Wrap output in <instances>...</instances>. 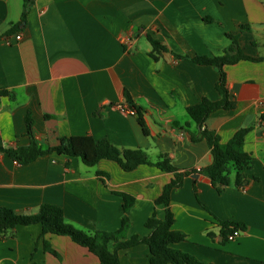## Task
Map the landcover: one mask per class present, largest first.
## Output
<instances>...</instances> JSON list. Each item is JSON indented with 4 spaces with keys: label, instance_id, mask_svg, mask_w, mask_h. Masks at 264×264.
I'll use <instances>...</instances> for the list:
<instances>
[{
    "label": "crops",
    "instance_id": "obj_1",
    "mask_svg": "<svg viewBox=\"0 0 264 264\" xmlns=\"http://www.w3.org/2000/svg\"><path fill=\"white\" fill-rule=\"evenodd\" d=\"M23 8L24 0H0L3 148L33 140L47 149L70 141L89 152L94 141L107 139L121 150H143L152 161L163 153L179 169L198 170L212 157L205 139L191 140L197 127L186 107L202 98L218 100L219 74L211 65L177 59L172 52L190 58L221 55L231 34L245 54L264 55V0H32L22 21ZM147 35L169 51L151 57ZM225 71L235 107L213 112L205 127L223 143L238 129L251 128L243 143L251 156L244 170L249 182L218 192L202 173L186 176L169 204L172 228L185 238L171 247L210 264H264V123L259 120L264 61H240ZM125 90L144 108L148 135ZM172 176L147 164L125 171L111 160L88 166L56 152L20 164L0 153V207L33 214L41 204H53L81 230L115 231L123 215L116 192H122L134 197L129 239L149 233L145 221L152 214L164 218L165 207L155 200ZM229 220L246 224L233 241L223 239L218 223ZM43 239L55 253L45 249ZM118 257L121 264H148L150 252L139 243L119 250ZM0 264L100 262L69 236L42 238L41 225L34 223L0 236Z\"/></svg>",
    "mask_w": 264,
    "mask_h": 264
},
{
    "label": "trees",
    "instance_id": "obj_2",
    "mask_svg": "<svg viewBox=\"0 0 264 264\" xmlns=\"http://www.w3.org/2000/svg\"><path fill=\"white\" fill-rule=\"evenodd\" d=\"M31 3L32 0H24V8L21 16L22 21H24L26 10ZM245 28L241 26V29ZM227 36L230 39V43L221 55H196L190 58L172 52L177 59L184 58L197 64L211 65L219 74L216 90L220 98L216 101L202 98L198 103L186 107L187 114L197 127L196 131H190L191 140L198 141L205 139L210 148L212 160L206 167L198 170L179 169L163 153L158 155L157 160L152 161L143 150H121L112 145L107 139L94 141L92 150L89 152L75 149L70 141L67 144L61 143L56 147L47 149L39 148L33 140L27 146L16 148L0 147V153H7L13 160L20 164L30 163L40 155L56 152L58 154L76 156L88 166L96 164L101 159H106L116 162L125 171L133 170L141 164H147L155 166L162 171L172 173V178L164 185L160 196L155 200V203L164 205L165 216L163 219H159L152 214L146 219L145 227L149 229L147 235H135L126 239L129 228L128 212L134 203V197L126 193L116 192L122 198L123 215L120 227L115 231L95 230L93 232H87L81 230L65 219L61 207L43 203L39 206L37 212L33 214L16 213L11 208L0 207V236L17 225L39 223L41 225L42 238L46 234L69 236L72 241L86 247L91 253L97 256L100 264H121L118 251L139 243H145L149 248L150 257L148 264H210L199 261L192 255L171 247L172 243L183 240L185 234L172 228L174 217L169 204L173 189L180 187L183 184L184 178L193 173H202L207 176L218 192H221L230 184H233L237 188H242L249 182L244 170L250 166L251 156L243 150V143L245 135L251 128L245 127L238 129L227 142L223 143L214 131L205 127V121L213 112L220 109L230 110L235 107L236 102L231 98L227 88L225 67L237 64L240 61H264V55L251 56L245 54L236 36L231 34H227ZM146 37L151 44L149 55L154 59H158V56L162 52L169 51L159 40L152 38L150 35ZM5 92L3 89H0V95H3ZM124 96L125 100L134 108L137 120L144 134L148 135V127L143 117L144 108L135 104L126 90L124 91ZM259 120L264 123V112L260 114ZM26 124L28 134L32 135L33 121L28 115L26 116ZM218 223L224 240L235 229L243 231L246 228V224L240 221L229 220L219 221ZM110 243L113 245L112 248L109 247ZM43 244L46 250L55 253L50 249L48 242L44 239Z\"/></svg>",
    "mask_w": 264,
    "mask_h": 264
},
{
    "label": "built area",
    "instance_id": "obj_3",
    "mask_svg": "<svg viewBox=\"0 0 264 264\" xmlns=\"http://www.w3.org/2000/svg\"><path fill=\"white\" fill-rule=\"evenodd\" d=\"M16 39H20V34H16L15 35ZM127 42V40H124ZM244 189V188H243ZM241 230L240 229H235L232 233L228 234L227 235V240L228 241H233L235 240L240 234H241Z\"/></svg>",
    "mask_w": 264,
    "mask_h": 264
},
{
    "label": "water",
    "instance_id": "obj_4",
    "mask_svg": "<svg viewBox=\"0 0 264 264\" xmlns=\"http://www.w3.org/2000/svg\"><path fill=\"white\" fill-rule=\"evenodd\" d=\"M192 176H194V177H195V176H196V174H194V175H192Z\"/></svg>",
    "mask_w": 264,
    "mask_h": 264
}]
</instances>
